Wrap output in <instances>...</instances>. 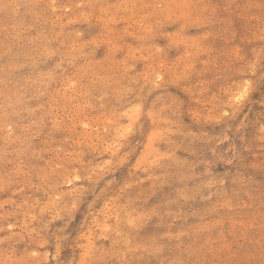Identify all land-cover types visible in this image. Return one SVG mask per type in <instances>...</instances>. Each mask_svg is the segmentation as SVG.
Returning <instances> with one entry per match:
<instances>
[{
	"label": "rangeland",
	"instance_id": "374dc122",
	"mask_svg": "<svg viewBox=\"0 0 264 264\" xmlns=\"http://www.w3.org/2000/svg\"><path fill=\"white\" fill-rule=\"evenodd\" d=\"M0 264H264V0H0Z\"/></svg>",
	"mask_w": 264,
	"mask_h": 264
}]
</instances>
